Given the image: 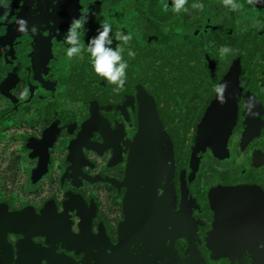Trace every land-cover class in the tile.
<instances>
[{
    "label": "flooded vegetation",
    "instance_id": "obj_1",
    "mask_svg": "<svg viewBox=\"0 0 264 264\" xmlns=\"http://www.w3.org/2000/svg\"><path fill=\"white\" fill-rule=\"evenodd\" d=\"M235 2L0 0V264L264 261V0ZM82 13L125 49L119 91L66 53ZM19 17L38 33L5 42Z\"/></svg>",
    "mask_w": 264,
    "mask_h": 264
},
{
    "label": "clouds",
    "instance_id": "obj_2",
    "mask_svg": "<svg viewBox=\"0 0 264 264\" xmlns=\"http://www.w3.org/2000/svg\"><path fill=\"white\" fill-rule=\"evenodd\" d=\"M55 3L56 0H53ZM259 2V0H257ZM249 4H253V0H248ZM187 4V0H173L174 8L177 12L187 10L184 6ZM225 6H230L231 10L235 11L242 7V5L237 4L235 0H224ZM193 8L203 9L202 4H193ZM16 30L23 34L35 36L38 33V29L35 25H29L28 21L19 17L15 21ZM87 23V13H82L78 18H74L67 32L64 34V40L69 45L66 53L69 57L78 56L86 49L90 56L91 64L94 72L106 80L110 84L117 85L115 91H119L123 88L126 83V69L128 68V63L123 59V53L125 49L119 44L113 48L112 37H111V25L108 23L101 24L98 29L97 35L91 38L87 45L81 40V35L84 33V26ZM131 35H125L122 32L116 33V40L121 41L123 44H127L131 40ZM231 51L227 47H222L220 49L221 55ZM129 57H134L135 52L129 49L127 51ZM227 83L214 85V91L217 93L218 100L220 103H224L225 97L224 93L227 90ZM27 90L22 94V98L27 97ZM255 116V113H251Z\"/></svg>",
    "mask_w": 264,
    "mask_h": 264
},
{
    "label": "water",
    "instance_id": "obj_3",
    "mask_svg": "<svg viewBox=\"0 0 264 264\" xmlns=\"http://www.w3.org/2000/svg\"><path fill=\"white\" fill-rule=\"evenodd\" d=\"M6 27H7V31L1 37V39H3L5 42L8 40V38L9 39H17V38H20V37L24 36L23 34L19 33L16 30V23L15 22H13V23H7ZM24 44H25V40L24 41H20L17 45H24ZM62 114L64 115L65 113L63 112ZM74 118H76V117H72V119H70V120L74 121L75 120ZM61 120H62V118L59 119V120H57V121H55L54 124H52L49 128H54V126H56L57 128H59L61 125H58V124H60L59 122ZM113 120H115V119H112L110 121V123L113 122ZM115 124H116V122H115ZM73 126H76V122L73 123ZM50 139H51L50 136L49 137H46L45 139H43L42 141H40L39 143H37L36 146H35V148H34L37 152H40V149L42 151L41 158H43V163L41 164V167H38V169H37V170H40L41 172H45V170H46V160H49V156H48V146H49V144L48 143L50 142ZM38 148H40V149H38ZM43 216H44V213L42 214L41 217H43ZM41 217H39V218H41ZM9 219H11V217ZM12 220L14 221V223H13L14 225L15 224H18L20 222L19 221V216H15L14 215L13 218H12ZM14 225L11 226L7 222L6 223L2 222V225H0V247H3V245H5L4 242L7 241L6 240V233H9V232H18V230L15 229L16 227ZM67 228H68V226H66V224H65V227H63V228L60 227L58 229L53 228L52 231L53 232H55V231L63 232V231H66ZM261 255L264 256V250L261 252ZM257 262L259 264H264V261L261 260V259L257 260ZM48 264H50V263H48Z\"/></svg>",
    "mask_w": 264,
    "mask_h": 264
}]
</instances>
